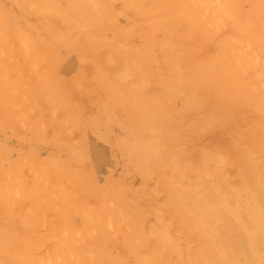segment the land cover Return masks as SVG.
<instances>
[{"label":"rangeland","instance_id":"374dc122","mask_svg":"<svg viewBox=\"0 0 264 264\" xmlns=\"http://www.w3.org/2000/svg\"><path fill=\"white\" fill-rule=\"evenodd\" d=\"M242 153L259 184L264 0H0V264H264Z\"/></svg>","mask_w":264,"mask_h":264},{"label":"bare ground","instance_id":"6f19581e","mask_svg":"<svg viewBox=\"0 0 264 264\" xmlns=\"http://www.w3.org/2000/svg\"><path fill=\"white\" fill-rule=\"evenodd\" d=\"M45 1H46V0H45ZM144 106H145V105H144ZM156 106H157V105H156ZM162 109H163V108H161V110H162ZM147 111L149 112V110H147ZM147 111H146L145 113H147ZM155 111H157V110H155ZM155 111H154V112H155ZM163 112L165 113L164 109H163ZM157 113H158V112H157ZM160 113H162V112L160 111ZM160 113L157 114V116H158V115L161 116ZM160 116H158V118H159ZM162 116H163V115H162ZM165 116H166V115H164V118H161V120L164 119L163 121H165V119H167V120L169 121V116H168V118H165ZM214 117H215V116H214ZM214 117H213V119H214ZM211 118H212V117H211ZM211 118H209V119H211ZM159 119H160V118H159ZM211 120H212V119H211ZM215 121H216V117H215ZM165 122H166V121H165ZM206 122H208V121H206ZM213 122H214V120H213ZM221 122H222V121H221ZM211 123H212V122H211ZM165 124H166V123H165ZM241 137H242V136H241ZM244 142H245V141H244ZM230 143H232V142H230ZM259 143H260V142H259ZM262 143H263V142H262ZM233 145H234V144H232V146H233ZM232 146H231V147H232ZM236 146H237V145H236ZM237 147H238V146H237ZM228 148H229V147H228ZM232 148H233V147H232ZM235 148H236V147H235ZM249 148H250V149H247V150H248V151H249V150L252 151V148H254V146H253V145H250ZM250 151H249V152H250ZM242 155H243V153H242ZM240 156H241V155H240ZM244 157H246V154L243 155V156H241V159H242V160L240 159V161L243 162V161H245V160H249V159H245ZM247 157H248V155H247ZM248 162L251 163V162H252V159H251L250 161H247V163H246V161H245L243 165H244V166H245L246 164L248 165V164H249ZM245 163H246V164H245ZM252 163H253V162H252ZM252 163H251V167H252ZM258 164H259V163H258ZM243 165H242V166H243ZM244 166H243V167H244ZM258 166H259V168L262 167L261 164H259ZM258 166L255 165V163H254V166H253L254 168H253V170H254V172H257V174H256V173L254 174L253 171H252V173L250 172V171H251L250 169H252V168L250 167V164L244 168V170H246L247 172H246V171H243V172L240 171V172H239V173H240V177H241V178H240L241 181H240V184H239V188H238V192H237V193H239V194H245V195L248 197V198L246 197V198L248 199V203H247V205H249V207H248V206H247V207H248V208L250 209V211H251V212H249L248 214L251 213V214L249 215L250 217H251L252 214L256 217L257 226H256V225L251 226V227H253V230H251V228H247V231H248L247 235H249V236L252 238V237H254V233L256 234V232L259 231V232L262 234V235H261L262 237H258V240H260L261 245H262V244L264 245V206L262 205V204H264V202H263L264 200L261 201L262 198L264 197V196L261 197L262 193L264 192V178H261V177H260V178H261V182L263 181L262 184H261L262 187H260V185H259L261 182H260L259 184H257V182L253 179V178H254V175H256L257 178H259L258 175L261 174V172H259V168H258ZM249 167H250V169H249ZM247 168H248L249 171L247 170ZM257 168H258V170H257ZM242 169H243V168H242ZM261 169H262V168H261ZM248 172H249V173H248ZM259 173H260V174H259ZM252 175H253V177H252ZM216 176L219 177L220 175L218 174V175H216ZM216 176H214V177H216ZM248 176L252 177V179H250ZM256 176H255V177H256ZM218 177H217V178H218ZM262 177H264V176L262 175ZM220 178L223 179L221 176H220ZM220 178H218V179H219L221 182H223V184H224V182H225L224 179H223V181H222ZM204 181H205V179H204ZM204 181H203V182H204ZM220 181H219V183H220V185H222ZM206 183H208V181H207ZM206 183H205V185H206ZM209 183H210V184H209ZM209 183L206 185V186H209V185H210V186L207 188V190H209L210 187H212V189L215 188V187H214V184H212L213 182H209ZM191 184H192V183H191ZM202 184H203V183H202ZM229 184H230V182L228 183V185H229ZM256 184H257V188H258L257 190H260V188L262 189V190H260V191H262V192H259V193L257 194V195H260V194H261V195L259 196L260 198H259V197L257 198L256 193H255V192L257 191V190L255 189V188H256V187H255ZM193 185H194V184H193ZM197 185H198V183H197ZM197 185H196V187H197ZM205 185H204V186H205ZM212 185H213V186H212ZM226 185H227V183H226ZM228 185H227V186H228ZM230 185H231V184H230ZM258 185H259L260 188L258 187ZM200 186H201V184H200ZM202 186H203V185H202ZM202 186H201V187H202ZM251 186H252V187H251ZM192 187H193V186H192ZM225 187H226V186L224 185V190H225ZM228 187H229V190H233V189H230V186H228ZM228 187H227V188H228ZM193 188H195V187H193ZM198 188H199V187H198ZM227 188H226V190L228 191ZM251 188H254V191H253V189H251ZM199 189L202 190L203 188H199ZM205 189H206V187H205ZM205 189H203V191H204ZM222 190H223V188H222ZM186 191H187V190H186ZM189 191H191V190H189ZM196 191H197V189H196ZM196 191H195V192H196ZM203 191H198V192L200 193V192H203ZM209 191H211V190H209ZM214 191H216V188L214 189ZM187 192H188V191H187ZM187 192H186V193H187ZM198 192H196V193H198ZM207 192H208V191H207ZM216 192H217V191H216ZM233 192H234V191H233ZM190 193H193V192L191 191ZM199 193H198V194H199ZM208 193H211V192H208ZM217 193H218V192H217ZM234 193L236 194V189H235V192H234ZM182 194H183V196H185V195H184V194H185V191H184V193H182ZM188 194H189V192H188ZM219 194H220V193H219ZM219 194H217V195L214 194L215 196H219V198H217V199H219L218 202L221 203L222 206L225 205L226 207H228V206L226 205V204H227V201H226V200H228V199L225 200L226 197H225V196L223 197L222 194H220V195H219ZM225 194H227V192H225ZM189 195H190V194H189ZM189 195H188V196H189ZM206 195H207V194H206ZM209 195H210V194H209ZM263 195H264V194H263ZM191 196H192V195H191ZM194 196H195V195H194ZM207 196H208V195H207ZM207 196H205V197L207 198ZM212 196H213V191H212ZM196 197H198L197 194H196ZM200 197H201V196H200ZM236 197H237V195H236ZM183 198H185V197H183ZM192 198H193V197H192ZM215 198H216V197H215ZM238 198H239V197H238ZM242 198H243V197L241 196L239 200L241 201ZM246 198H245V199H246ZM217 199H215V200H217ZM236 199H237V198H236ZM247 199H246V200H247ZM231 200H232V199H231ZM237 200H238V199H237ZM237 200H235V201H237ZM239 200H238V201H239ZM246 200H245V201H246ZM232 201H234V200H232ZM232 201H231V203H232ZM235 201H234V202H235ZM242 201H243V200H242ZM242 201H241V203H242ZM245 201H244V202H245ZM234 202H233V203H234ZM183 203H184V202H183ZM241 203H240V206H241ZM217 204H218V203H217ZM203 205H205V204H203ZM219 205H220V204H219ZM205 206H206V205H205ZM207 206H208V205H207ZM207 206H206V207H207ZM202 207L204 208V206H202ZM230 207H231V206H230ZM232 207H233V206H232ZM235 207H236V204H235ZM182 208H183V206H182ZM182 208H181V210L184 211L185 208H184V209H182ZM195 208H197V207L195 206ZM199 208H200V206H199ZM236 208H237L238 211L241 210V209H239L238 207H236ZM241 208L243 209V207H241ZM205 209H206V208H205ZM220 209H221V208H220ZM225 209H227V208H225ZM231 209H234V208H231ZM193 210H194V209H193ZM203 210H204V209H203ZM228 210H229V209H228ZM237 210L234 209V210H232V211L230 210V211H231V213H233V212H235V211H237ZM245 210H246V209H244V211H245ZM185 211H186V210H185ZM185 211H184V212H185ZM195 211H196V210H195ZM222 211H223V210H221V212H222ZM241 211H242V212H241ZM241 211H240V213L242 214L244 211H243V210H241ZM208 212H209V211H208ZM214 212H215L214 214L219 215V211L215 210ZM245 212H246V211H245ZM209 213H210V212H209ZM212 213H213V211H212ZM231 213H230V214H231ZM237 213H238V212H235L234 215L237 216ZM201 215H202V214H201ZM223 215H224V212H223L222 216H223ZM234 215L232 214V216H234ZM236 216H234V219H236V221H237L238 219H239L238 222H239L240 220H242V219H241L242 216H239V215H238V216H237V218L239 217L238 219L236 218ZM189 217H190V216H189ZM194 218L197 219V217H194ZM206 218H207V217H206ZM212 218H213V217H212ZM189 219H191V222L193 221V217H192V218H189ZM203 219H204V218H203ZM253 220H254V218H253ZM242 222H244V221L242 220L241 223H242ZM251 222H252V220H250V223H251ZM194 223H196V221H194ZM184 224H185V223H184ZM186 224H187V223H186ZM188 224H191V223H188ZM252 224H254V221H253ZM252 224H251V225H252ZM192 225H193V224L189 225V226H190L189 229L192 227ZM244 225H245V224H244ZM244 225H241V229L244 231L243 228H245V231H246V227H247V226L245 225L246 227H244ZM193 226H194V228L196 227V229H197V226H195V225H193ZM242 226H243V228H242ZM187 227H188V226H187ZM254 227H255V228H254ZM191 229H192V228H191ZM191 229H190V230H191ZM196 229H194V230H196ZM205 231H206V230H205ZM207 231H208V230H207ZM218 231H219V230H218ZM218 231L216 230L215 232H218ZM245 231H244V232H245ZM247 231H246V232H247ZM208 233H209V232H208ZM208 233H206V234L208 235ZM260 233H259V235H260ZM204 234H205V233H204ZM206 234H205V236H207ZM259 235H257V236H259ZM205 236L203 235V237H205ZM209 236H210V235H209ZM218 236H219V235H218ZM257 236H256V237H257ZM220 237H221V236H220ZM241 237H243V236H241ZM241 237H240V238H241ZM250 237H248V239H249ZM216 238H217V237H216ZM218 239H219V238H218ZM235 239H236V238H235ZM237 239H238V241L241 240L242 242H244V240H245V236H244V239H243V240H242V239H239V237H238ZM237 239H236V240H237ZM255 239H256V240L254 241V243H259V242L257 241V238H255ZM261 239H262V240H261ZM215 240H216V239H215ZM213 241H214V240H213ZM213 241H212V242H213ZM229 241H231V240H229ZM229 241H228V242H229ZM249 241H250V239H249ZM249 241L247 240V241H245V242H247L248 244L250 243V245H251V244H252V243H251L252 241H251V242H249ZM262 241H263V242H262ZM209 242H210V241H209ZM221 242H222V241H221ZM204 243H205V242H204ZM206 243H208V241H207ZM214 243H215V242H214ZM214 243H213V244H214ZM226 243H227V242H226ZM231 243H232V242H230V244H231ZM234 243H236V242H233L232 244H234ZM215 244H217V243H215ZM219 244H220V243H219ZM230 244L228 243V245H230ZM232 244L230 245L231 247L228 246V245H225V247H227L226 249H228V250H230V251H233V250H231V249H233V248H232ZM237 244H238V243H236V245H237ZM240 244H241V246H242V243H241V242H240ZM240 244H238V246H239ZM244 244H245V243H244ZM209 245H210V243L208 244L207 248L204 246V249L201 248V250H202V251H204V250H209L210 247H211V245H210V247H209ZM246 245H247V244H246ZM250 245H248V246H250ZM255 245L257 246V245H259V244H255ZM212 246H213V245H212ZM216 246H217V245H216ZM241 246H240V247H241ZM208 247H209V248H208ZM213 247H215V246H213ZM217 247H218V246H217ZM219 247H220V246H219ZM219 247H218V248H219ZM229 247H230L231 249H230ZM243 247H244V246H243ZM257 247H258V246H257ZM263 247H264V246H263ZM223 248H224V247H223ZM235 248H236V247H235ZM211 249H212V248H211ZM211 249H210V250H211ZM219 249H220V248H219ZM257 249H260V247H258ZM261 249H264V248H261ZM261 249H260V251H261ZM201 250H199V251H201ZM213 250H214V249H213ZM216 250H218V249H216ZM199 251H197V252H199ZM221 251H222V250H221ZM225 251H226V250H225ZM235 251H236V250H235ZM252 251H253V250H252ZM208 252L212 253V251H208ZM226 252L229 253L230 255H232V253H233V252H228V251H226ZM203 253H205V251H204ZM216 253H217V252H216ZM219 253H220V252H219ZM222 253H223V252H222ZM262 253H263V252H262ZM194 254L196 255V253H194ZM194 254H192L193 256H191V257L194 258V263H195V259H196L197 256L194 257ZM197 254H198V253H197ZM206 254H207V253H206ZM206 254H205V255H206ZM233 254H234V253H233ZM200 255H202V254L200 253ZM200 255H199V256H200ZM205 255H204V257L202 256L200 259L205 258ZM207 255H208V258H209L210 256H212V255H210L209 253H208ZM207 255H206V258H207ZM209 255H210V256H209ZM214 255H216V257H217L218 254H214ZM214 255H213V256H214ZM222 255H224V254H222ZM262 255H263V254H262ZM262 255H261V257H262ZM199 256H198V257H199ZM213 256H212V257H213ZM218 256H219V255H218ZM198 257H197V259H199ZM231 257H232V256H231ZM219 258L221 259V257H219ZM233 258H234V257H233ZM235 258H236V257H235ZM235 258H234V259H235ZM263 258H264V257H263ZM190 259H191V258H190ZM197 259H196V261H197ZM236 259H237V258H236ZM214 260L216 261L217 258L214 259ZM230 260H231V259H230ZM199 261H201V260H199ZM225 261H226V260H225ZM232 261H233V260H232ZM235 261H237V260H235ZM242 261H243V259H242ZM244 261H245V259H244ZM219 262H220V261H219ZM219 262H218V263H219ZM233 262H234V261H233ZM194 263H193V264H194ZM218 263H216V264H218ZM220 264H221V263H220Z\"/></svg>","mask_w":264,"mask_h":264},{"label":"crops","instance_id":"0c3cea01","mask_svg":"<svg viewBox=\"0 0 264 264\" xmlns=\"http://www.w3.org/2000/svg\"><path fill=\"white\" fill-rule=\"evenodd\" d=\"M29 150H31V149H29ZM29 150H27V151H29Z\"/></svg>","mask_w":264,"mask_h":264}]
</instances>
